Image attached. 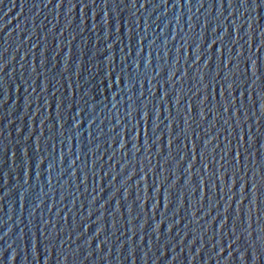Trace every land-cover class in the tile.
Listing matches in <instances>:
<instances>
[{
  "label": "water",
  "instance_id": "95a60500",
  "mask_svg": "<svg viewBox=\"0 0 264 264\" xmlns=\"http://www.w3.org/2000/svg\"><path fill=\"white\" fill-rule=\"evenodd\" d=\"M0 264H264V0H0Z\"/></svg>",
  "mask_w": 264,
  "mask_h": 264
}]
</instances>
